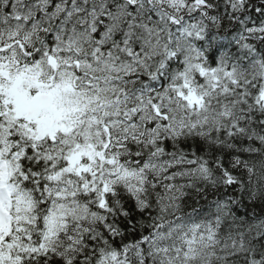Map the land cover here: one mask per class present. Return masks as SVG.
Wrapping results in <instances>:
<instances>
[{
    "label": "snow or ice",
    "instance_id": "snow-or-ice-1",
    "mask_svg": "<svg viewBox=\"0 0 264 264\" xmlns=\"http://www.w3.org/2000/svg\"><path fill=\"white\" fill-rule=\"evenodd\" d=\"M0 264H264V0H0Z\"/></svg>",
    "mask_w": 264,
    "mask_h": 264
}]
</instances>
